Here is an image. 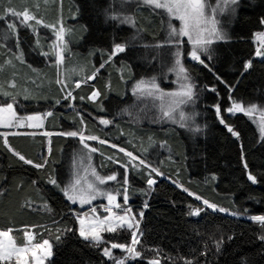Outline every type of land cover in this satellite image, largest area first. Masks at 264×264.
I'll use <instances>...</instances> for the list:
<instances>
[{
    "label": "trees",
    "instance_id": "1",
    "mask_svg": "<svg viewBox=\"0 0 264 264\" xmlns=\"http://www.w3.org/2000/svg\"><path fill=\"white\" fill-rule=\"evenodd\" d=\"M11 9L35 19L25 21ZM222 14L226 39L209 45L210 58L201 54L204 64L187 58L186 44L179 47L194 96L167 120L133 93L138 81L153 78L158 89H174L177 46L169 42L164 13L129 0H0V106L13 104L25 115L52 113L40 132L49 137L0 134V231L11 230L18 246L26 231L35 243L49 240V264H112L105 245L81 238L78 207L61 191L76 166H90L102 177L115 174L103 189L122 195L127 188L130 203L142 211L140 256L127 264H264V227L250 219L264 215V133L249 114L227 111L236 102L255 105L253 115L264 113V59L255 58L254 40L264 32V0H239ZM125 17L130 21L122 22ZM58 19L67 30L60 64ZM116 43L125 51L109 59ZM93 92L99 95L89 99ZM70 131L98 139L81 143L63 134ZM197 208L202 211L192 215ZM105 238L129 244L131 234Z\"/></svg>",
    "mask_w": 264,
    "mask_h": 264
},
{
    "label": "snow or ice",
    "instance_id": "2",
    "mask_svg": "<svg viewBox=\"0 0 264 264\" xmlns=\"http://www.w3.org/2000/svg\"><path fill=\"white\" fill-rule=\"evenodd\" d=\"M145 4H148L150 6H153L156 9H164L169 17L171 19H177L180 21V27L177 29L176 27L172 26L171 23H169V28L171 31L169 32V42L173 43L177 46L176 52L173 53L175 57L174 61V69L177 72V76L184 81H189L190 76L188 75V70L185 68V66L181 62V51L179 49V37H187L188 42L191 44L192 48L189 52V55L193 61H197L201 64H204V61L201 59V54L208 53L210 58V49L209 45H211L214 40H223L226 39V33L218 27L219 21L215 16V13L219 11H224L225 7L228 5H235L239 2V0H217V5L215 7H212V15L210 16L207 12V8L210 7L207 4V0H143ZM12 12L13 15L16 16H24V20H32L35 19L33 15H31L27 10H25L23 13L15 12L14 10H9ZM117 16H113L112 19H117ZM131 18L125 17L122 22H129ZM37 24H40L41 21L37 20ZM261 23H264V20L261 21ZM10 28H12V25H9ZM54 27V26H53ZM65 29L63 26L59 28V30L55 31V37L57 44L54 45V49L58 52L61 50V45L65 43ZM177 38V39H173ZM257 38L260 40V46L257 48L256 55L264 57V33H257ZM125 51V45L116 43L110 53L109 59H111L112 56H115L118 53ZM63 60V57L61 55L57 56V63H60ZM103 67V65H101ZM205 67L207 65L205 64ZM245 70H247L249 67H251V61L246 62ZM93 77H88V79H92ZM155 78L151 82L140 80L138 81L134 87H133V93L139 94V95H154V92L152 89L159 91L157 85L154 82ZM58 83L60 81H57ZM77 87H79V83L77 84ZM194 85L192 83H182L180 86V91L175 93H169L168 95L173 97V103L174 104H184L193 99L194 96ZM211 91H215L214 88L210 89ZM6 94V93H5ZM71 95V93H69ZM99 95L98 92H93L92 96L89 97V99H93ZM163 96V93L161 94ZM179 99H175V98ZM256 109V106L253 105L250 108H245L240 103L233 102L232 107L228 108L227 111L234 113V112H244L245 114H250ZM217 115H220V108L219 106H216ZM172 111H174V108H170V110L163 111V116L172 118ZM46 115H52V113H47ZM19 120L20 117H17L16 112L13 110L12 104H7L6 107H0V126L4 127H11L13 126V120ZM28 120H39L40 117L36 116H29L27 117ZM180 119L183 121L185 119L183 112L180 114ZM83 123V121H81ZM221 123H224V120L221 119ZM101 124H109L111 121L108 120H100ZM32 126V125H29ZM185 125L181 123V127H184ZM228 131L232 133L233 136H238V133L234 131L231 127L228 128ZM262 133H264V128H262ZM64 135L75 137L80 136L81 143H84L85 139H92L96 140L98 139L95 136H89L85 137L81 132L77 131H70L67 133H63ZM101 143H105L106 141H100ZM5 144H7V141L5 140ZM85 148H88L89 146L87 144H84ZM12 150V149H10ZM90 151L94 152L96 149L92 148ZM121 151H124L121 149ZM19 156L21 160H23L26 164H32L33 162L31 160H26L24 156L19 155V153H15ZM129 157L132 159H137L132 155V153H126ZM141 164H145L143 160H140ZM123 166V165H122ZM147 166V165H146ZM34 167L41 168L43 165L41 164H35ZM153 172H156L157 175H161L157 169L152 168ZM92 175L95 177L97 181H99L100 184H104L107 181L116 180L117 177L115 174L102 177L98 175L95 170H92ZM248 179L252 183H257L256 177L249 174ZM50 183H52L54 186L59 187L55 179H51ZM147 183L151 186L155 183L154 180L149 179ZM84 185H81V179H76L74 184L62 188L61 191L73 203H76L79 201L82 205L83 204H90L92 200H95L97 196H105L108 200V205L105 207V211L110 213L111 216H114L117 221H119V224H113L109 217H105L103 219L96 218L95 220L91 218H85L78 216V221L80 224L79 234L80 236L88 241L96 242L95 246H99V243L102 242V238L100 233L102 231H108V232H116L118 229L123 228L125 225L128 229H131L133 227V224L131 221L134 219V217H129L128 212L130 209H123L124 215H118L115 212H113V207L117 209H121L122 206L118 203H116V195H113L110 191H105L102 189L97 188L93 183L84 181ZM124 184H128V178L125 176L124 178ZM80 186L79 188L77 186ZM119 194V193H118ZM191 195V193H190ZM123 196H124V204L128 203V189L124 188L123 190ZM197 199H200L197 197ZM204 204L207 205L208 208L219 211H226L225 209H217V206L215 204L209 203L208 201H204ZM93 212H95V209H92ZM202 211V209H194L192 211V215H197L199 212ZM142 215V213H141ZM251 220L259 222L262 227H264V215H253L250 217ZM107 225V227H105ZM138 227V224L136 225ZM10 231H0V264H45V261L52 256V245L50 244L49 240L45 239L42 242L32 243V236L29 235V233L26 231L25 236L27 237L28 243L25 246H18L12 236H10ZM59 231V229L57 230ZM66 231H71V229H66ZM132 235V245L128 246L125 243H113L111 245V248H120L125 250L128 253H131L133 258L139 257L140 252L135 249V245L139 243V240L137 238V233L133 231L131 233ZM57 240L60 239V236L56 237ZM261 239H264V237H261ZM217 247H219V243L217 244ZM103 254L109 258H112L111 250L107 247L103 249ZM114 264H125L124 259H118L114 261ZM149 264H158L157 261H149ZM187 264H190V262H187Z\"/></svg>",
    "mask_w": 264,
    "mask_h": 264
},
{
    "label": "rangeland",
    "instance_id": "3",
    "mask_svg": "<svg viewBox=\"0 0 264 264\" xmlns=\"http://www.w3.org/2000/svg\"><path fill=\"white\" fill-rule=\"evenodd\" d=\"M129 1H136V2L141 3L143 5L150 6L148 4H145L143 2V0H129ZM207 4L210 6V7L207 8V12L211 16L213 14L212 13V7H215L217 5V0H214L213 3H209L208 0H207ZM150 7L154 8L153 6H150ZM230 7H231V5H228V6L225 7L224 11H219L218 10L215 13V16L218 19V21H219L221 16H224V14H222V13L225 12ZM154 9H156V8H154ZM11 10H13V9H11ZM156 10H158L159 12L164 13L168 17V22L171 23L172 26L176 27L177 29L180 27V21L177 20V19H171L164 9H156ZM14 11L18 12V13H23L24 12L23 10H21V11L14 10ZM9 12H11V11H9ZM21 17L24 18L23 15H21ZM61 26H63L62 21L60 19H58V26L56 27L55 31L59 30V28ZM218 27H220V25H218ZM64 29H65L64 36H66L67 30H66L65 27H64ZM170 31H171V29L169 28V32ZM262 33H264V32H262ZM173 39H177V38H173ZM178 39L180 41L179 47L186 44L190 49L192 48L191 44L188 42V38L187 37H179ZM254 40H255L256 51H257V48L260 46V40L257 38V35L255 36ZM215 41H218V40H214V42ZM65 42H66V40H65ZM64 44L61 45V50L59 52L57 51V56L58 55H62ZM262 50H264V49H262ZM186 56H187V58L189 60L193 61L191 59L190 55H189V52L187 53ZM255 58L259 59V60L264 59V57L257 56V55H255ZM195 62H197V61H195ZM182 83H189V82L188 81H184L183 79L179 78L177 76V72L175 71V86H174V89L172 91H165V90L162 91L160 89H159V91H156V90L152 89V91L154 92V95H147V94H145V95L137 94V95H139V97H141V98L148 99V103L150 105H152V107L154 109L153 111H155V108H158V112L160 114H162V115H163V111L170 110V108H174V111H172V119H175V116L177 115L179 110L181 108H185L188 104H190L192 102V100H191V101H189L187 103L178 104L177 105V104L173 103V99L174 98L168 95L169 93H175V92L180 91V86H181ZM162 93H163V96H161ZM175 99H179V98L177 97ZM0 107H6V105L0 106ZM13 110L16 112L17 117H20L21 119H19V120L14 119L13 120V126H11V127L0 126V134H2L3 137H5L7 135H18L19 133H21V134H30V135L43 134V135H47L48 137L51 135L50 133H44V132L40 133L41 130L43 129V127H44V123H45V120H46L48 115H46V114H26L25 115V114L17 112L15 110L14 106H13ZM236 113H244V112H236ZM249 115L254 120V122L257 125V127L262 131V128H264V113L260 112L259 115H253V114L250 113ZM29 116H33V117L38 116V117H40V119L39 120H28L27 117H29ZM166 119L167 120L168 119L171 120V118H168V117H166ZM29 125H32V126H29ZM23 131H27V132H23ZM77 137L80 138V136H77ZM92 170L93 169L90 166H80V165L76 166L75 170H74L72 182L68 186L74 184L76 179H81V185L86 186L84 184V181L86 180L88 182L93 183L97 188L105 190V189H103V184H100L99 181H97L95 179V177L92 175ZM106 182H109V181L106 180ZM77 187L79 188L80 186L78 185ZM113 195H116V203H118V204H120L122 206L121 209H117L114 206H112L113 207V212H115L118 215H124L123 209H130V211L128 212V216L129 217H134V219L131 221V223L133 224V227L131 229H128L127 226L125 225L123 228L118 229L116 232H121L123 230V231L129 232L131 234L133 231H135L137 233V238H138L139 223H140V219H141V216H142L141 215L142 211L139 210V209L134 208L132 206V204L130 203L129 199H128V203L124 204V196H123V194L120 195V194L117 193V194H113ZM66 199H67V197H66ZM67 200L72 205L78 207V211H76L75 215H74L76 220H77V224H78V233H79V229H80V224H79V221H78V218H77L78 216L85 217L86 219L87 218H91L93 220H95L96 218L103 219L105 217H109V220L113 224H119V221H117L114 216H111L110 213L105 211V207L109 206L108 205V200H107V198L105 196H97V198L95 200H92L90 204H83V205L79 201H77L76 203H73L69 199H67ZM92 209H95L96 211L93 212ZM137 224H138V227H136ZM105 227H107V225H105ZM116 232L102 231L100 233L101 238H102V242L99 243V244L105 245L107 248H109L111 250V253H112V258H109L107 256H105V257L112 264H114V261L118 260V259H124L125 264H127L130 261H134V260L139 259V257H134L133 258L131 253H128V252H126L123 249H120V248L113 249V248H111V245L113 243L106 241L105 237L107 235H111V234L116 233ZM29 235L32 236V238H33V235L30 232H29ZM10 236H12L11 233H10ZM90 242H92L94 244L96 243V242H93V241H90ZM27 243H28V240H27V237L25 236V243L22 246H25ZM32 243L33 244L35 243L33 241V239H32ZM127 245L130 246V247L133 246L132 245V235H131V241ZM134 247L137 250V244ZM52 258H53V254H52L51 257H49L45 261V264H49V262L51 261ZM13 264H14V262H13Z\"/></svg>",
    "mask_w": 264,
    "mask_h": 264
},
{
    "label": "crops",
    "instance_id": "4",
    "mask_svg": "<svg viewBox=\"0 0 264 264\" xmlns=\"http://www.w3.org/2000/svg\"><path fill=\"white\" fill-rule=\"evenodd\" d=\"M2 135V134H1ZM18 135H24V134H21V133H19ZM30 135V134H29ZM33 135H37V134H33Z\"/></svg>",
    "mask_w": 264,
    "mask_h": 264
}]
</instances>
